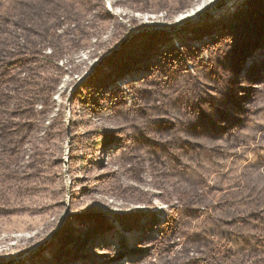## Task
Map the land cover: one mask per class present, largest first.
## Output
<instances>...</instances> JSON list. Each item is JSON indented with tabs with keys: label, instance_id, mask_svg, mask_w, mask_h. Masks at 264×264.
Listing matches in <instances>:
<instances>
[{
	"label": "rangeland",
	"instance_id": "1",
	"mask_svg": "<svg viewBox=\"0 0 264 264\" xmlns=\"http://www.w3.org/2000/svg\"><path fill=\"white\" fill-rule=\"evenodd\" d=\"M243 2L0 0V16L31 27L29 46L44 37L33 58L48 79L32 110L0 107L10 134L0 137V264H52L66 229L91 235L70 264H262L264 81L234 144L203 145L201 156L193 145L218 37ZM151 34L162 39L147 52ZM137 53L143 62L120 74L116 64ZM254 57L264 61V46ZM244 211L259 215L234 224ZM212 214L230 225L216 228Z\"/></svg>",
	"mask_w": 264,
	"mask_h": 264
},
{
	"label": "trees",
	"instance_id": "2",
	"mask_svg": "<svg viewBox=\"0 0 264 264\" xmlns=\"http://www.w3.org/2000/svg\"><path fill=\"white\" fill-rule=\"evenodd\" d=\"M18 16L16 15L15 18L7 15L0 16V28H3L2 34L0 33V98H2L0 107L12 105L14 112L22 114L27 107L29 110L33 109V103L40 94H43L48 79L40 72L42 63L33 58L34 55L38 56L42 52L40 46L44 37H41L38 45L29 46L30 36L26 35V32L30 34L31 27L27 26L20 14ZM61 19L62 17H58L59 22L62 21ZM39 23L45 26L43 17H40ZM62 24L61 22L57 26L61 27ZM195 32L205 34L208 31H204V26H201L196 28ZM222 32L218 37L219 57L208 69L210 83L206 85L205 93L211 95V100L207 103H204V98L199 102L197 100L199 109L195 112V118L202 127V131H199L202 138L199 142L195 141L193 145L195 154L199 156L202 154L199 149L203 145L211 144L214 147L216 144L224 146L234 144L231 138L248 125L253 107L247 103V100L252 96L254 85L264 81V61L254 57V54L264 46V0H244L243 8L232 14ZM155 37L154 34L148 36L151 38L148 42L152 44H149V48L147 47V52L153 51L159 44V39H162V37L157 39ZM171 51L174 53L176 49ZM142 55L143 53L141 55L137 53L129 60L116 64V67L119 66L120 74L127 75L134 65L143 62ZM51 57L47 55L46 62L51 63ZM57 83L58 78L54 82V87ZM77 94L81 100L86 99L83 93ZM162 121L160 126L162 131L171 129L168 122ZM3 126L0 125V137L7 138L10 134L6 133L7 130L3 129ZM100 144L104 142L98 141V145ZM152 154H155L153 158L157 159V153L153 151ZM262 166H264L263 155ZM199 212L194 208L188 211L187 215L193 217ZM258 215L244 211L233 222L238 226H244L251 218ZM210 216H213L210 218L220 230L230 225L226 223V220H221L218 215ZM174 221L175 219L170 216L159 231L155 241L160 245V249L170 244L168 236L174 228ZM260 227L261 230L256 233V236L263 246L262 264H264V221ZM64 234L61 236L58 249L51 254L52 264H70V260L74 259L91 238L88 232L77 236L66 229ZM204 238L201 239L206 240ZM197 245L206 246V243L201 241ZM202 262L203 259H191L185 264L207 263ZM170 263L168 261V264Z\"/></svg>",
	"mask_w": 264,
	"mask_h": 264
},
{
	"label": "water",
	"instance_id": "3",
	"mask_svg": "<svg viewBox=\"0 0 264 264\" xmlns=\"http://www.w3.org/2000/svg\"><path fill=\"white\" fill-rule=\"evenodd\" d=\"M126 43V41H124L121 45H123V44H125Z\"/></svg>",
	"mask_w": 264,
	"mask_h": 264
}]
</instances>
